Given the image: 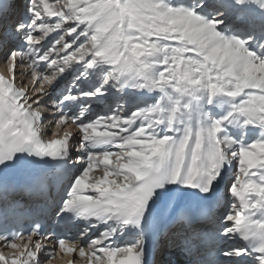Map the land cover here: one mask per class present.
<instances>
[{
	"label": "snow or ice",
	"instance_id": "obj_1",
	"mask_svg": "<svg viewBox=\"0 0 264 264\" xmlns=\"http://www.w3.org/2000/svg\"><path fill=\"white\" fill-rule=\"evenodd\" d=\"M0 65V264H264V0H0Z\"/></svg>",
	"mask_w": 264,
	"mask_h": 264
},
{
	"label": "bare ground",
	"instance_id": "obj_2",
	"mask_svg": "<svg viewBox=\"0 0 264 264\" xmlns=\"http://www.w3.org/2000/svg\"><path fill=\"white\" fill-rule=\"evenodd\" d=\"M6 71H7L6 68L3 67V65H0V74H4ZM20 71H23V70L20 69ZM71 130L72 129H70V131ZM72 258H73V255H65L61 253L55 259L51 261V264H68V261L71 260ZM81 264H83L82 261H81Z\"/></svg>",
	"mask_w": 264,
	"mask_h": 264
},
{
	"label": "rangeland",
	"instance_id": "obj_3",
	"mask_svg": "<svg viewBox=\"0 0 264 264\" xmlns=\"http://www.w3.org/2000/svg\"><path fill=\"white\" fill-rule=\"evenodd\" d=\"M94 175L99 176V175H101V172H100V171H97L96 173H94ZM222 194H223V193H222Z\"/></svg>",
	"mask_w": 264,
	"mask_h": 264
}]
</instances>
